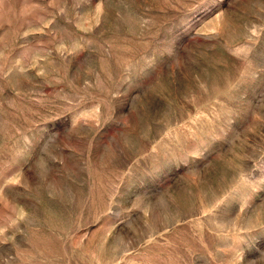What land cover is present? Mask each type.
I'll return each mask as SVG.
<instances>
[{
	"label": "rangeland",
	"instance_id": "rangeland-1",
	"mask_svg": "<svg viewBox=\"0 0 264 264\" xmlns=\"http://www.w3.org/2000/svg\"><path fill=\"white\" fill-rule=\"evenodd\" d=\"M0 264H264V0H0Z\"/></svg>",
	"mask_w": 264,
	"mask_h": 264
}]
</instances>
